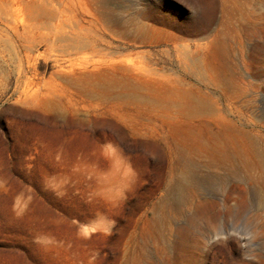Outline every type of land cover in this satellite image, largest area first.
Instances as JSON below:
<instances>
[{
  "label": "rangeland",
  "instance_id": "374dc122",
  "mask_svg": "<svg viewBox=\"0 0 264 264\" xmlns=\"http://www.w3.org/2000/svg\"><path fill=\"white\" fill-rule=\"evenodd\" d=\"M228 2L0 0V264H264V165L191 156L223 180L163 201L199 140L264 162V30L230 49Z\"/></svg>",
  "mask_w": 264,
  "mask_h": 264
},
{
  "label": "bare ground",
  "instance_id": "6f19581e",
  "mask_svg": "<svg viewBox=\"0 0 264 264\" xmlns=\"http://www.w3.org/2000/svg\"><path fill=\"white\" fill-rule=\"evenodd\" d=\"M228 6L227 26L230 35V49H235V47L243 48L246 41L258 38H260L259 42L256 41L258 44H262L264 0H229ZM261 48L264 50L263 44ZM231 67L234 70L236 63H231ZM224 82L234 91L239 89V82L234 73L224 77ZM187 105H189V108H193V112H204L205 110L204 102L201 99L194 98L193 100L188 98ZM255 144L254 142H234L233 140L225 139L219 134H215L206 141L199 140L193 146L184 148L185 156L178 161V170L174 177L168 181L163 201L167 200L172 205L177 206L185 202L194 185L198 183L213 184L217 180H223L221 176L212 178L205 174L198 175L197 168L192 164L191 156L210 159V166L222 169L224 176H233L238 172H245L255 167L263 168L262 152ZM227 193L226 199L233 198L234 192L232 190ZM253 193L257 198H260V187H254Z\"/></svg>",
  "mask_w": 264,
  "mask_h": 264
}]
</instances>
